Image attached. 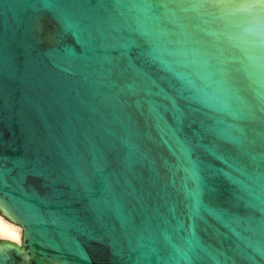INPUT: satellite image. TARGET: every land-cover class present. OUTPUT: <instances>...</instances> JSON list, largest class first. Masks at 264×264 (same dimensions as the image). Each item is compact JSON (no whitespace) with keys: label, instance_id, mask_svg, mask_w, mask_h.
Here are the masks:
<instances>
[{"label":"water","instance_id":"obj_1","mask_svg":"<svg viewBox=\"0 0 264 264\" xmlns=\"http://www.w3.org/2000/svg\"><path fill=\"white\" fill-rule=\"evenodd\" d=\"M0 264H264V0H0Z\"/></svg>","mask_w":264,"mask_h":264},{"label":"clouds","instance_id":"obj_2","mask_svg":"<svg viewBox=\"0 0 264 264\" xmlns=\"http://www.w3.org/2000/svg\"><path fill=\"white\" fill-rule=\"evenodd\" d=\"M12 230L16 233L15 237L10 236L8 234V230L5 229L3 232H0V240L8 241L11 244L19 245L21 243V230L19 228H13Z\"/></svg>","mask_w":264,"mask_h":264},{"label":"snow or ice","instance_id":"obj_3","mask_svg":"<svg viewBox=\"0 0 264 264\" xmlns=\"http://www.w3.org/2000/svg\"><path fill=\"white\" fill-rule=\"evenodd\" d=\"M5 229L8 230L10 236L15 237L16 233L12 230L13 227L11 225H6L3 220H0V232H3Z\"/></svg>","mask_w":264,"mask_h":264},{"label":"bare ground","instance_id":"obj_4","mask_svg":"<svg viewBox=\"0 0 264 264\" xmlns=\"http://www.w3.org/2000/svg\"><path fill=\"white\" fill-rule=\"evenodd\" d=\"M0 220H3V222L6 224V225H11L13 228H16L13 224L9 223L8 221L4 220L3 217L0 216Z\"/></svg>","mask_w":264,"mask_h":264},{"label":"rangeland","instance_id":"obj_5","mask_svg":"<svg viewBox=\"0 0 264 264\" xmlns=\"http://www.w3.org/2000/svg\"><path fill=\"white\" fill-rule=\"evenodd\" d=\"M16 228H19L18 226L14 225ZM20 229V228H19ZM21 230V229H20ZM20 235H21V232H20Z\"/></svg>","mask_w":264,"mask_h":264}]
</instances>
